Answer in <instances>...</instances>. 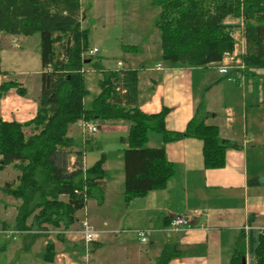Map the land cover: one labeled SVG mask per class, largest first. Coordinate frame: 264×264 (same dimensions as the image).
Instances as JSON below:
<instances>
[{
    "label": "trees",
    "instance_id": "obj_1",
    "mask_svg": "<svg viewBox=\"0 0 264 264\" xmlns=\"http://www.w3.org/2000/svg\"><path fill=\"white\" fill-rule=\"evenodd\" d=\"M159 8L154 24L161 32V57L170 63L206 66L220 61L234 51L233 29L243 26L246 51L242 56V74L255 76L264 69V0H152ZM81 0H0V36L40 34L41 92L36 115L26 121H7L0 116V172L13 166L16 181H5L1 190L19 200L14 224L3 222V231L30 232L37 238L43 231H64L80 220L78 212L90 199L102 203L106 158L84 167L83 152H77L76 167L69 170L68 153L74 140L70 128L79 120L105 122L127 121L128 135L121 138L125 167L124 200L129 204L150 191L163 189L175 176L176 169L164 146H147L149 133L159 132L165 142L185 137L203 141L204 165L208 169L226 165V150L238 144L222 138L220 129L208 123L211 115L201 103L183 132L166 128L168 108L147 114L131 106L136 98L137 70H109L92 56L88 31L81 25ZM228 17L241 23H228ZM136 49V47H128ZM0 39V75L2 69ZM90 59L89 63L86 60ZM92 64L103 76L101 92L93 106L87 108L84 67ZM25 96L27 88L10 76L0 84V100L11 90ZM87 141V140H86ZM60 158V159H59ZM254 180L264 183V177ZM66 197V198H63ZM247 254L253 264H264V229L242 230L235 243L231 264H244ZM54 244L48 243L42 259L52 262ZM180 252L171 245L164 247L155 264H168ZM247 264V263H246Z\"/></svg>",
    "mask_w": 264,
    "mask_h": 264
},
{
    "label": "crops",
    "instance_id": "obj_2",
    "mask_svg": "<svg viewBox=\"0 0 264 264\" xmlns=\"http://www.w3.org/2000/svg\"><path fill=\"white\" fill-rule=\"evenodd\" d=\"M158 13L157 7L152 13L153 20ZM227 22L239 24L241 18L228 17ZM81 25L84 27L82 18ZM142 31H134L127 43L122 44L125 61H117V64L123 62L121 67L113 68L103 63L109 70H137L138 93L131 106L147 114L168 108L166 128L183 132L203 103L211 113L208 123L218 126L222 138L238 146L228 147L224 167L208 169L204 165L202 140L185 137L165 142L161 133L151 131L147 146H164L176 173L163 189L150 191L129 204L124 200L123 150L116 153L115 159L105 150L107 175L103 202L90 199L78 212L80 220L63 232L64 240L52 231L39 232L34 239L30 232L12 227L22 234L23 248L32 255L21 264H155L167 245L180 252L168 264H231L240 232H248L250 228L264 229V183L254 180L264 177V69H257L255 76L244 74L243 81L239 78L246 51L243 26L233 29L232 53L199 67L162 59L161 32L154 21L152 28L140 34ZM31 36H0L2 69L8 72V75H0V84L16 73L27 77L32 84L25 96L11 89L0 100V116L7 121L26 122L38 110L42 67L35 75L22 70L28 62L23 59L24 53L25 58L28 57L23 44ZM222 66L229 68L228 74L219 71ZM100 92L99 87L98 95ZM106 123L105 133H114L120 139L128 135L129 122ZM79 133L84 145L91 143L94 136H85L80 123L76 122L68 135L76 143ZM123 145V149L128 147L126 143ZM76 151L82 150L77 148ZM82 152L84 167L88 168L91 165L86 161L85 151ZM10 204V198L3 204L1 231L4 230L3 222L9 217ZM15 209L17 212V207ZM196 211L202 213L194 217L190 228L171 229L173 215L191 216ZM84 218L99 232V238L90 244L85 243L80 232ZM137 229L148 230L147 242L140 240L135 233ZM50 242L54 244L55 255L52 262H46L41 255Z\"/></svg>",
    "mask_w": 264,
    "mask_h": 264
},
{
    "label": "rangeland",
    "instance_id": "obj_3",
    "mask_svg": "<svg viewBox=\"0 0 264 264\" xmlns=\"http://www.w3.org/2000/svg\"><path fill=\"white\" fill-rule=\"evenodd\" d=\"M81 4V18L84 26L83 28L88 31V45L89 47L97 46L99 50L96 54L92 55V58L94 61H100L102 64L104 63L113 68L121 67L117 64L118 60L123 59V61H125V55H123L121 51L124 48L122 44L127 43V40L134 31L139 32L143 30L140 33L143 34L152 28L153 21L156 18L155 17L154 20L152 18V13L157 8L153 5L152 0H81ZM4 41L5 38L3 39V42ZM23 47L25 51L28 52V57L25 58L24 53L23 59L28 62L27 65L23 66L22 70L27 71L31 75H35L41 70L40 34L35 33L29 37L26 43L23 44ZM84 56L89 57L90 54L85 53ZM5 67H7V65ZM13 77L21 81L27 90L32 86L30 80L25 76H19L18 73H16ZM100 80V72L95 70L92 64H87L84 67L85 88L88 91L84 98V104L87 108L93 106V102L98 96ZM77 123H79V121ZM105 124L107 125L108 123H101V128L98 132L91 135L82 129L85 136H94L92 137L91 143L84 145L79 133L78 136L75 137L76 143L74 142V146L68 148V153L60 155L61 159H67V165H69L70 171L78 167L75 166L78 152L76 151L77 148L85 151L88 165H93L103 155H105L106 158L105 150L109 151L108 153H110L113 159H115V155L120 149L123 150V142L116 134L105 133L107 132ZM68 136L72 138L70 135ZM17 174L18 171L13 166L8 167L4 172L0 173V188L5 181L15 182ZM1 192L0 218L3 217V204L10 198V213L5 222L13 225L17 215L15 208L19 206L20 201L15 200L11 196L8 197L2 190ZM50 231L54 232L55 235L60 233L58 230ZM14 237L16 238L14 239ZM31 256V253L23 248V236L21 233L12 230V232L7 235L4 231L0 230V264L25 263ZM246 263L253 264L250 254L246 256Z\"/></svg>",
    "mask_w": 264,
    "mask_h": 264
},
{
    "label": "built area",
    "instance_id": "obj_4",
    "mask_svg": "<svg viewBox=\"0 0 264 264\" xmlns=\"http://www.w3.org/2000/svg\"><path fill=\"white\" fill-rule=\"evenodd\" d=\"M98 52V48L94 47L93 49H90L86 54L94 55ZM85 54V53H84ZM83 57H86L84 56ZM123 62L119 61L118 65L122 66ZM241 70L244 69V64L240 67ZM219 71L223 74L229 73V68L227 66L220 67ZM244 74L242 76H239L240 79H242ZM244 79H242L243 81ZM80 126L82 127L83 131H86L87 133L94 134L98 132L100 129V124L95 120H79ZM202 212L196 211L193 215H184V214H178L173 215L171 217L170 221V227L172 230L175 231H182L190 228L194 224V217L201 214ZM12 232V230H6L5 233L9 235ZM81 234L83 235V239L86 244H90L91 242L95 241L99 238V232L96 230V228L92 225V223L89 221V219L84 218L81 220ZM135 233L138 235L140 240L142 242H147V234L148 230H141L137 229L135 230ZM15 238V237H14Z\"/></svg>",
    "mask_w": 264,
    "mask_h": 264
},
{
    "label": "water",
    "instance_id": "obj_5",
    "mask_svg": "<svg viewBox=\"0 0 264 264\" xmlns=\"http://www.w3.org/2000/svg\"><path fill=\"white\" fill-rule=\"evenodd\" d=\"M90 59L86 60V63H89ZM244 264H246V259L244 260Z\"/></svg>",
    "mask_w": 264,
    "mask_h": 264
}]
</instances>
